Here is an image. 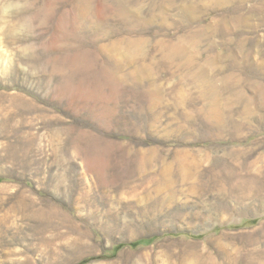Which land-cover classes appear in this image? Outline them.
I'll list each match as a JSON object with an SVG mask.
<instances>
[{
    "label": "rangeland",
    "instance_id": "obj_1",
    "mask_svg": "<svg viewBox=\"0 0 264 264\" xmlns=\"http://www.w3.org/2000/svg\"><path fill=\"white\" fill-rule=\"evenodd\" d=\"M0 264H264V0H0Z\"/></svg>",
    "mask_w": 264,
    "mask_h": 264
}]
</instances>
